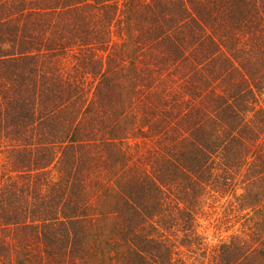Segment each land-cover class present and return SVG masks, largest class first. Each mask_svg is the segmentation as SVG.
<instances>
[{"label":"trees","instance_id":"1","mask_svg":"<svg viewBox=\"0 0 264 264\" xmlns=\"http://www.w3.org/2000/svg\"><path fill=\"white\" fill-rule=\"evenodd\" d=\"M0 264H264V0H0Z\"/></svg>","mask_w":264,"mask_h":264},{"label":"rangeland","instance_id":"2","mask_svg":"<svg viewBox=\"0 0 264 264\" xmlns=\"http://www.w3.org/2000/svg\"><path fill=\"white\" fill-rule=\"evenodd\" d=\"M229 194L224 193L216 198H211L207 200L203 206L201 213L198 218L197 230L205 236L201 244H214L221 237H225L227 234L232 232L237 225H229L233 223V217L230 222H225L224 214L230 203L228 200Z\"/></svg>","mask_w":264,"mask_h":264}]
</instances>
